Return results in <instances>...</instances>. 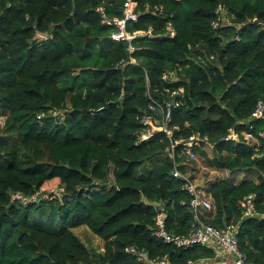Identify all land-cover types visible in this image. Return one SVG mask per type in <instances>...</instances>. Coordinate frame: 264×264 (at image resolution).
<instances>
[{
  "label": "trees",
  "instance_id": "1",
  "mask_svg": "<svg viewBox=\"0 0 264 264\" xmlns=\"http://www.w3.org/2000/svg\"><path fill=\"white\" fill-rule=\"evenodd\" d=\"M123 1L0 0V264H148L165 256L170 264H234L232 256L215 261L208 246L176 247L154 235L155 204L164 205L170 233L186 234L195 220L193 196L171 175L170 139L158 131L138 140L151 99L178 103L171 139L206 136L213 157L196 152L211 167L258 173L211 181L212 206L200 219L239 225V249L264 264V138L243 137L264 130V119L251 118L264 98V0H137L138 19L126 30L151 34L136 36L131 52L107 23L121 18ZM218 8L222 21L213 27ZM230 129L237 140L225 139ZM151 159L147 174H137ZM178 167L193 180L186 163ZM59 188L36 204L9 198ZM250 193L257 217L244 216ZM45 207L60 227L31 219ZM81 225L104 240L101 252L74 233ZM131 245L141 259L126 252Z\"/></svg>",
  "mask_w": 264,
  "mask_h": 264
},
{
  "label": "built area",
  "instance_id": "2",
  "mask_svg": "<svg viewBox=\"0 0 264 264\" xmlns=\"http://www.w3.org/2000/svg\"><path fill=\"white\" fill-rule=\"evenodd\" d=\"M137 0H124L122 7V17L115 18L113 21H107L108 24H115L117 30L111 34V38L115 41L125 40L128 44V50L133 51V46L130 42L138 35L141 34H151V30L147 31H134L128 32L126 30V23L128 21L135 22L138 18L136 12ZM221 8L216 10L217 18L212 22L213 27H217L219 22L222 21V15L220 14ZM167 34L170 37L175 35V30L171 24H168ZM237 38V36H236ZM133 61V60H131ZM167 78V74L163 75ZM182 89L178 91H173V94H178ZM178 105L174 102H165L164 105L158 101L151 99L148 103V109L150 112H145L139 117V122L143 125L144 129L140 135H138V140H144L151 137L155 132L162 131L170 139V145L166 149V154L173 161V168L171 170L172 177L181 180V189L188 192L193 196L191 201V209L194 213L195 223L191 226L189 232L186 234H175L170 233L166 229L165 224V208L164 205L155 204L156 216L155 221V231L154 235L157 238L162 239L166 243H172L176 247L188 248L195 245L208 246L212 248L215 252V261H222L227 259L228 256H232L234 264H254L248 260L247 255L239 249L238 243V233L239 225H229L223 229L211 226L200 219V212L202 210H209L212 206L210 197L203 189L198 188L197 183L190 178L188 173L183 172L178 165L180 163L187 162L188 160H193L197 158L195 149H206L212 148L213 145L209 142L206 136H201L199 134H193L189 137H179L171 139L172 130L169 128V122L171 121V110L172 107ZM159 111L161 114L160 119L155 116V112ZM43 116L39 114L38 117ZM252 119H264V98L259 99L254 112L252 113ZM62 120V116L59 117V122ZM175 129H179L174 126ZM246 140L257 142L260 138H264V130L258 132V136L251 132L244 134ZM238 139L237 134L230 130L226 139ZM63 191L62 188L52 189L48 192L40 194L38 192L25 195L18 191H12L9 194V198L12 202L19 204H29L38 203L43 199H50L54 197L56 192ZM254 199L255 194L250 193L244 197L243 202L246 206L244 213L245 217H257L254 211ZM126 252L134 255L137 259H141V251L137 247L131 245L125 248ZM205 260H188L186 264H202ZM148 264H170L168 259L165 257L150 260Z\"/></svg>",
  "mask_w": 264,
  "mask_h": 264
},
{
  "label": "rangeland",
  "instance_id": "3",
  "mask_svg": "<svg viewBox=\"0 0 264 264\" xmlns=\"http://www.w3.org/2000/svg\"><path fill=\"white\" fill-rule=\"evenodd\" d=\"M3 122V118L0 119V125ZM207 156L209 159L213 157L212 148H206ZM158 155L157 157H159ZM197 156L196 159L188 160L186 163V168L189 173L193 175V179L196 183H203L206 186L204 190L207 191L211 181L218 179H226L233 183H238L243 179H258V173L256 171H229L226 169H215L209 165V159ZM155 159H157L155 157ZM154 159V160H155ZM153 159L146 161L145 165H140L136 173L137 174H147L149 168L151 167ZM49 207H45L44 213H40V210L33 209L31 212V219L43 222L46 224V227L61 226V222L58 217L53 215L50 217L48 214ZM58 227V228H59ZM74 233L81 239V241L89 248L90 250L101 252L103 250L104 240L97 235L93 234L86 225H81L79 227L73 228Z\"/></svg>",
  "mask_w": 264,
  "mask_h": 264
},
{
  "label": "clouds",
  "instance_id": "4",
  "mask_svg": "<svg viewBox=\"0 0 264 264\" xmlns=\"http://www.w3.org/2000/svg\"><path fill=\"white\" fill-rule=\"evenodd\" d=\"M138 14V13H137ZM122 17V16H121ZM138 19V18H137ZM113 21V20H112ZM137 21V20H136ZM127 24V23H126ZM115 25V24H114ZM116 26V25H115ZM128 31V30H127ZM137 31H144V30H137ZM128 32H130V31H128ZM134 32V31H133ZM142 35V34H141ZM62 116V118H63V115H61ZM251 118H252V116H251ZM252 120H254V119H252ZM61 122V121H60ZM230 130H232V129H230ZM230 132V131H229ZM234 132V131H233ZM235 133V132H234ZM245 133H247V132H243V137H244V134ZM235 134H237V133H235ZM237 136H238V134H237ZM181 137H183V136H181ZM238 138H239V136H238ZM245 138V137H244ZM148 139V138H147ZM226 139V138H225ZM229 139H231V138H229ZM145 140V139H144ZM249 141V140H248ZM252 142V141H251ZM252 143H255V142H252ZM200 149V148H199ZM212 149H213V147H212ZM203 150H205V149H203ZM195 151H196V149H195ZM196 154H197V156H198V153L196 152ZM184 164H185V162H184ZM191 178V177H190ZM192 179V178H191ZM194 180V179H193ZM197 185H199V183H197ZM201 185V188L200 189H203L204 190V186H206L205 184H203V183H201L200 184ZM205 191V190H204ZM12 192V191H11ZM206 193H208L207 191H205ZM10 194V193H9ZM209 195V194H208ZM210 197V196H209ZM29 204H36V203H29ZM23 205V204H22ZM25 205H28V204H25Z\"/></svg>",
  "mask_w": 264,
  "mask_h": 264
},
{
  "label": "crops",
  "instance_id": "5",
  "mask_svg": "<svg viewBox=\"0 0 264 264\" xmlns=\"http://www.w3.org/2000/svg\"><path fill=\"white\" fill-rule=\"evenodd\" d=\"M222 264H225V263H222Z\"/></svg>",
  "mask_w": 264,
  "mask_h": 264
}]
</instances>
